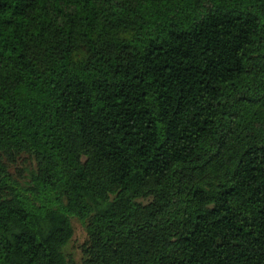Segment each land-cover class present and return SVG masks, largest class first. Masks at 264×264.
Masks as SVG:
<instances>
[{"label": "trees", "instance_id": "16d2710c", "mask_svg": "<svg viewBox=\"0 0 264 264\" xmlns=\"http://www.w3.org/2000/svg\"><path fill=\"white\" fill-rule=\"evenodd\" d=\"M71 217L83 264H264V0H0V264Z\"/></svg>", "mask_w": 264, "mask_h": 264}, {"label": "rangeland", "instance_id": "374dc122", "mask_svg": "<svg viewBox=\"0 0 264 264\" xmlns=\"http://www.w3.org/2000/svg\"><path fill=\"white\" fill-rule=\"evenodd\" d=\"M128 33L129 32L127 30L119 31V34L123 36H127ZM81 53H82L81 49H78L75 55L79 56L81 55ZM70 221L73 227V235L71 239L63 247V252L69 261L74 262L75 264H83L81 247L86 242L87 239L85 226L76 217H71Z\"/></svg>", "mask_w": 264, "mask_h": 264}]
</instances>
